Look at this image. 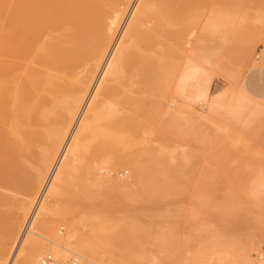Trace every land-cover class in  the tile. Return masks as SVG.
<instances>
[{
  "label": "bare ground",
  "instance_id": "obj_1",
  "mask_svg": "<svg viewBox=\"0 0 264 264\" xmlns=\"http://www.w3.org/2000/svg\"><path fill=\"white\" fill-rule=\"evenodd\" d=\"M130 1L132 0H0V188L8 189L12 186L27 188V197L19 205V216L11 219L3 229L0 264L6 262L10 252L9 247L12 246L9 245L18 236L21 225L19 217H24L29 212L33 189L42 185L45 174L50 170L57 152L63 145L66 134L83 105L87 92L92 87L100 65L109 52L107 50L110 44L112 45L114 34ZM200 1L138 0L101 79L112 80L114 83L100 86V93L106 90L112 92L116 101L127 111L117 118V128L121 133L136 132L144 119L152 120L154 117L147 114L146 109L140 105L143 100L141 102L140 97L133 96L131 92L144 94L143 91L146 89L149 92L150 76L158 75L165 70L164 68L163 71L159 70L162 64L157 62L158 52L151 47L161 45V42L156 40L158 32L160 34L161 31L160 36L171 43L170 48L173 44H176V47L180 45L174 43L176 37L181 38L183 34L187 37V42L184 41L186 37L182 36L184 38L182 40L189 47L182 45L181 40L180 50L175 47L178 53L183 51L181 52L183 55L179 54L180 58L182 57L181 61L184 57L182 72L180 77L177 76L178 82L176 81L175 88L179 87L184 95L181 92L180 94L182 97L185 96L184 99L186 98V102H183L184 107L181 106L185 109L182 111L186 113V115L184 113L186 117L191 115L189 108L191 98L185 94V80H190L189 73L193 77L195 72L203 69V74L207 75V82L210 84L213 78L209 68L211 50L218 55L217 68L221 69L219 65L231 50L221 47L213 50L209 45L212 41H224L225 38L220 34L224 28H227L231 34L237 31L239 22L236 9L239 1L216 0L217 3L211 8L216 6L218 10H215L216 7H214L215 12L209 9L213 14L208 13V17L204 18L205 21L203 20L204 22L198 27V32H195L197 36L195 35L194 42L191 40L193 43L191 44L190 39L194 31L186 29L183 33L181 29L186 27L187 24L183 26L184 21L186 23L189 19L186 13L188 14V11L190 13ZM228 4L232 5L233 9L227 17L228 20L222 19L223 14L220 12L219 15L216 11ZM259 17L260 20L264 19L262 14ZM180 32L183 33L181 36ZM209 33H214L218 39L217 37L211 39ZM147 50L149 51L146 54ZM194 51H198L197 55ZM247 51L248 48L244 47L240 51V57L244 58ZM259 62L264 63V53ZM158 70L159 72L156 73ZM161 73L163 77L164 74ZM191 80L193 81L192 78ZM151 87L153 89V86ZM227 90L217 91L218 93L211 95L212 99L209 97L208 100L216 105L220 104L223 102L221 98L229 94ZM198 93L201 94V91ZM141 98L143 99V95ZM90 102L92 103L88 106V114L82 117L75 139L69 147L66 161L55 177V184L60 189L51 192L49 199L40 198L30 219V230L27 232L29 236L26 233L23 235L17 252L11 256L9 264L14 263L18 253L20 258L17 264H41L39 255L35 254L38 251L46 253L50 250L58 256L64 254L62 253L64 249L72 251V248L75 252L89 254L95 264H106L104 260L110 255L108 252L118 254L119 251L122 255L125 253L131 255V251H134V253L138 252L140 257V250L143 249V252L149 246L155 248L154 245L160 247L162 243H166L161 242V237L159 238L157 234L159 228L162 231L164 227L160 220L169 222L170 226H173L170 230L174 231L179 227L182 215L184 216L182 219H191L194 215L193 210H189L187 214L169 212L165 209L154 210L170 189L189 185V168L193 164L191 161L188 163V160L187 163L182 162L183 158L182 161L175 160L173 163L174 154L170 150L172 146L169 145L170 141L166 137V134L173 132V129L162 121L147 122H151L154 127L156 145L144 147L138 154L123 152L108 159L107 164L110 167L120 165L130 169L132 181L128 186L107 175L109 171L106 175L94 176L89 186L81 184L78 189V183L72 184L70 175L78 172L81 166L71 156L80 152L81 141L98 132L103 119L99 100ZM211 104L209 107L216 106ZM188 131L190 132V129L187 128L181 133ZM196 132L204 136L197 142L200 141L205 145L204 147L207 146L206 149H209L210 135L207 131L196 130ZM261 181L264 186V175ZM102 188L107 189V197L96 205L93 199L99 195ZM240 188L241 192L247 194L246 186L241 185ZM229 197V199L208 200L204 204L207 216L211 220L224 221L226 216H233L231 213L237 211L233 212L231 209L235 205L230 204L233 196ZM212 198L210 196L209 199ZM85 200L94 203L92 207L101 212V217L95 219L87 214L86 222L92 229L89 227L91 231L81 237L75 233L73 220L67 216L75 209L81 208ZM231 205L233 206L230 207ZM241 205L237 208L241 209ZM112 212H117L118 217L112 216ZM54 218L66 221L68 228L66 236L57 238L52 236L53 234L50 235ZM231 220L232 218L229 219ZM167 232L163 231V235ZM37 237L51 239L49 241L54 243L52 245L54 247L50 245L49 247L52 248L45 247L40 250ZM164 239L163 241H166ZM167 240L168 244H166L169 245V239ZM258 264H264V251L260 254Z\"/></svg>",
  "mask_w": 264,
  "mask_h": 264
},
{
  "label": "rangeland",
  "instance_id": "obj_2",
  "mask_svg": "<svg viewBox=\"0 0 264 264\" xmlns=\"http://www.w3.org/2000/svg\"><path fill=\"white\" fill-rule=\"evenodd\" d=\"M238 1L239 5L237 9L235 8L239 22L237 31L231 34L227 28H224L220 32L221 36L225 38L224 41H212L209 45L213 50L217 47L231 50L227 58L219 65L221 69L217 68L218 55L211 50L209 53L211 54L209 55V68L213 78L210 84L207 82V75L203 74V69L195 72L192 75L193 77L189 73L190 80H185V94L191 98V101H189L190 117H186V113L182 111L185 109L181 108V106L184 107L183 102H186L185 96L182 97L184 94H182L179 87H177L179 90L175 88V83L178 82L176 80L177 76L180 77L179 75L183 68L181 66L184 57L181 61L182 57L180 58L181 55H179L183 51L181 50L178 53L175 49L176 44H173L170 48L169 46L171 45L169 44L171 43L166 42L160 36V31L157 39L156 37L154 39L158 42L160 41L161 45L158 47L152 45L151 47L158 52L157 56L159 57L158 59L156 58L157 56L155 58L162 66L164 64V67L161 66L159 70L163 71L165 69L164 71H167L165 72L166 74L164 71L160 73L167 78L164 75L162 77L158 70L156 71L158 75L150 76L153 89L150 86L149 92L146 89L143 91L144 94L137 91L131 92L133 96L140 97L141 102L143 100L140 105L146 109L147 114L154 116V120L144 119L139 128L136 129V132L121 133L117 128V118L123 116L127 111L121 103L116 101V97L112 92L106 90L107 92L100 93V86L114 83L112 80L104 81L101 79L111 54H113L124 27L138 2V0L130 1L131 3L126 8L118 27L119 30L117 29L114 34L112 45L110 44L109 50H107L109 52L106 53L100 65L92 87L87 92L83 105L80 107L66 134L63 145L57 152L50 170L45 174L42 185L33 189L29 212L24 216L25 218L19 217L20 232L18 231V236L12 244L10 243L9 246H12L9 247L10 252H8L4 264H9L11 256L17 252L16 250L23 235L26 233L29 236L27 232L30 230V219L40 198L49 199L51 192L60 189L55 184V177L64 164L63 162L66 161L69 147L75 139V133L82 117L88 114L87 109L89 104L92 103L90 102L91 100H99L103 110V119L99 125L98 132L92 133L88 138L81 141L80 152L73 153L71 156L81 166L78 172L70 175L73 180L72 184L78 183V189L81 184L89 186L92 184L94 176H99V174L106 175L108 171L107 175L111 176L115 181L122 182L125 186H128L132 181L130 169L120 165H115L114 168L110 167L107 161L119 153L138 154L142 151V148L156 145L154 142V127L150 124L151 122L160 123L162 121L165 125L172 127L173 132L167 133L166 137L170 141L169 145L172 146L170 150L174 154L173 163H175V160L180 161L181 158H183V161H181L184 163H187V160L188 163L190 161L193 163L192 167L189 168V185L170 189L169 193L154 207L155 211L165 209L169 212H179L181 214H187L189 210H193L194 215L191 219L183 218V220L182 217L184 216H181L179 227L174 228V231H172L173 226H170L169 222L165 220L159 221L164 227L162 231L159 228L161 232L157 231L158 237H161V242L166 243L168 242L167 239H169V245L164 243L167 246L165 247L162 243L160 247L158 245H154L155 248L149 246L143 252V249H139L142 252V254L139 252L140 257L137 254L138 252L134 253V251H131L133 253L132 257V253L131 255H128L130 253H125L126 256H124L125 254L122 255L119 251L118 254L113 252L112 254L114 255L108 252L110 255L107 253L108 256L104 255L105 257H115H110V259L107 257L105 259L104 257L106 264L110 262L115 264H258L260 254L264 251V186L261 184V178L264 175V63L259 62L264 53V19H259L261 14L264 17V0ZM214 3H217L216 0H201L190 10V13L189 11L188 14L186 13L189 19L187 18L188 16H184L188 20L186 23L184 21L183 26L187 25L182 27L181 31L183 33V30L186 31V29L187 31H194L190 39L191 44H193L192 41L194 42L197 34L195 32H198V27L205 21L204 18L208 13L212 15L213 11L218 10L216 6H214L216 9L214 7L211 8ZM232 7L229 4L224 5V8L219 9L216 13L220 15L221 12L223 14L222 17L224 16L222 19L226 18L228 20L227 17L230 15ZM219 15L216 14L215 16ZM180 33L177 34L179 35ZM208 35H210L211 39L217 37L214 33H209ZM182 36L181 38L176 37V42L174 43H178L181 46L182 43L179 41L183 42V37H186ZM184 41L187 42V37ZM185 42L182 45L185 44L186 46ZM141 46L143 47V45ZM187 46L189 47V45ZM178 47L176 48L180 50V47ZM244 47H247L248 51L245 57L241 58L240 51ZM148 51H145V53ZM224 89L229 93H225L228 96L225 95L224 97L229 98L228 100L224 97L221 98L223 100V102L220 101L221 105L219 103L216 105L208 100L209 97L212 99L211 95L218 93L217 91L219 90L226 92ZM197 90L198 92L201 91V94L196 92ZM202 93L206 94V96H203ZM142 95L143 99L141 98ZM211 103L216 106L213 107ZM209 104L212 107H209ZM171 110L173 114H171ZM156 116L157 118L155 119ZM148 121L151 122L147 123ZM187 128L190 129V132L182 134L181 131ZM196 130H205L210 135H208L210 137L209 149H206L207 146L204 147L205 145H202L200 141L197 142L204 136L202 137ZM191 139L194 140L191 141ZM187 157L188 159H186ZM241 185L247 187V194L241 192ZM26 189L17 186H12L8 189L0 188V243L4 236L3 229L6 228L11 219L13 220L19 216V205L27 197ZM62 189L65 190L64 188ZM107 194L106 188L100 189L99 195L93 199V202L100 204L106 199ZM230 195L233 196V199L235 198L234 200L231 198L230 204L236 206L234 208L235 206L231 205L230 207L233 206L231 209H233V212L234 210L239 211H235L234 214L230 210L233 216H226L224 221L214 222L211 220L207 216L204 204L208 200L229 199ZM210 196L213 198L209 199ZM85 201L81 208L75 209L67 216L73 220L75 233L81 237L91 231L89 229L91 226L86 222L87 214L94 218L101 217V212L97 208L94 209L92 207L94 203L89 200ZM240 205L242 208H237ZM112 216L118 217V213L112 212ZM231 218L232 220L229 221ZM52 225L50 235L53 234L52 236L57 238L66 236V230L68 229L66 221L54 218ZM170 228L172 229L170 230ZM167 230H170V232L168 231V233ZM163 231L167 233L163 235ZM164 238L166 241H163ZM36 240L39 243L38 247L40 250L45 247H54L52 246L54 243L49 241L51 239L37 237ZM50 245L52 247H49ZM70 250H61L62 253L64 252V256L61 254H59L60 256H55L56 254H53V251L51 253L50 250L46 251V253L38 251L35 254L39 255V260L41 256L50 254L57 264H74L73 260L76 257L78 262L83 264H95L89 254L75 252L73 248L72 251ZM134 256L136 260L133 259ZM127 257H129V260ZM151 257H154V259H151ZM19 258L20 253L17 254L16 260L12 264H17ZM157 258L159 261H157Z\"/></svg>",
  "mask_w": 264,
  "mask_h": 264
},
{
  "label": "built area",
  "instance_id": "obj_3",
  "mask_svg": "<svg viewBox=\"0 0 264 264\" xmlns=\"http://www.w3.org/2000/svg\"><path fill=\"white\" fill-rule=\"evenodd\" d=\"M41 264H57L55 259L50 254H45L40 258ZM74 264H83L82 262H78V258H74Z\"/></svg>",
  "mask_w": 264,
  "mask_h": 264
}]
</instances>
